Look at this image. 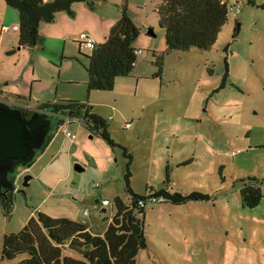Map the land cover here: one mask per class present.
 Masks as SVG:
<instances>
[{"label":"rangeland","instance_id":"obj_1","mask_svg":"<svg viewBox=\"0 0 264 264\" xmlns=\"http://www.w3.org/2000/svg\"><path fill=\"white\" fill-rule=\"evenodd\" d=\"M124 1L96 0L92 8L84 3L121 15ZM225 1L227 20L210 49L164 52L165 30L155 9L160 0H127L126 12L139 29L134 47L143 52L109 90L87 92L82 74L90 50L82 47L80 53L75 41L66 39L65 55L53 36L31 48L10 46L11 35L1 43L8 47L0 49V68L10 84L26 82V97L32 93L28 106L36 109L37 100L52 97L77 100L107 121L111 138L131 155L133 192L149 196L172 188L209 195L207 200L148 205L147 247L138 252L136 264H264V0ZM235 22L239 29L233 37ZM46 121V138H52L35 151L31 165L14 169L10 214L0 203V264H24L26 253L2 257V237L19 231L39 212L82 221L101 234L115 197L131 200L121 148L110 147L78 118L65 123L69 138L53 115ZM24 175L31 176L27 186L22 185ZM251 177L263 197L258 206L247 208L239 188Z\"/></svg>","mask_w":264,"mask_h":264},{"label":"trees","instance_id":"obj_2","mask_svg":"<svg viewBox=\"0 0 264 264\" xmlns=\"http://www.w3.org/2000/svg\"><path fill=\"white\" fill-rule=\"evenodd\" d=\"M4 1L18 12L17 49L35 46L41 38L39 23L53 21L56 12L63 10L73 16L71 6L74 2H85L90 8L96 2V0ZM243 1L256 4L255 0ZM262 6L264 7V3ZM121 8L120 18L110 28L105 40L95 44L94 48L85 54L87 92L112 89L114 79L128 75L136 64L138 55L134 53L137 48L133 42L139 29L126 12L127 0ZM155 9L159 23L165 30L164 52L187 50L190 47L210 49L217 41L228 14V5L223 0H160ZM238 29L239 23L235 22L233 37L237 35ZM78 50L81 53L80 49ZM225 75L221 87L224 86ZM53 100L40 103L36 109H48L50 115L56 119L57 128H61L68 118L71 120L78 118L82 124L102 137L110 147L122 149L123 155L127 158L123 177L131 200L126 203L122 198L115 197L113 214L102 234L92 233L82 221L67 217L54 218L39 212L36 218H29L19 231L3 235L2 257L11 260L18 254L26 253L27 257L21 260L24 264H136L138 252L147 247L144 232L146 207H139L138 201L148 196L133 192L129 186L130 153L111 138L107 122L93 112L88 103L61 98ZM33 111L25 107L22 109L25 118ZM52 136L48 135L40 151L45 148ZM31 163L32 161L27 166ZM15 178V175L10 176L13 184ZM250 179V182L239 188V196L242 206L254 208L260 203L263 193L256 178ZM168 181L166 175L165 182ZM13 191L5 194L1 190L0 193V203L7 214L11 212ZM149 196H163L165 198L163 202L170 201L174 204L209 198L208 194L198 191L182 194L178 191L169 192L164 188L154 191Z\"/></svg>","mask_w":264,"mask_h":264},{"label":"crops","instance_id":"obj_3","mask_svg":"<svg viewBox=\"0 0 264 264\" xmlns=\"http://www.w3.org/2000/svg\"><path fill=\"white\" fill-rule=\"evenodd\" d=\"M225 2L227 3V1ZM71 7H72V10L74 11L73 17H71L66 11H63V10L58 11L55 13V18L53 21L40 22L38 26L39 33L41 34V38H40L41 42L42 41L47 42V37L53 36L56 39V41H60L61 43L60 51H62L64 55H65V49H66V44H67L66 39H69L74 42L79 37V34L87 33L86 36L88 39L92 40L95 44L101 43L105 40V37L108 35L109 30L113 26V24L120 18V14L118 12L108 14L104 11L99 12L94 9L91 10L82 1L74 2ZM0 19H1L0 22L2 23L0 26V49H3V48L6 49V47L8 46L6 45L1 46V43L3 41H6V38H5L6 35H11L12 38H14L11 41L10 46H12L14 42L17 43V39H18V29L17 28H18L19 17H18L17 10L9 6L4 0H0ZM23 48H26V47H22V49ZM8 54H11V53H8ZM60 56L66 57V56H63V54L61 53H60ZM50 59L53 60V58L51 57ZM82 76H83V80L87 79L86 70L83 72ZM8 77H9V74H7V72L3 73L0 68V99L12 105H16L19 107H26L27 109H30V110H35L33 107H30L27 104V102L31 98L32 93L30 91L29 98L26 97L27 92H26V89H24L23 87L25 86L26 82L23 81L22 85L10 84ZM23 78L27 79L26 77H23ZM32 82H33V79L30 80V84H29L32 86L31 90H33ZM7 85H10V86L7 87ZM53 99H56V98L54 97H52L51 99L47 98L46 101H50ZM37 101H38L37 106L40 103L46 102V101H39V100ZM95 113L99 114L98 112H95ZM159 189H162V188H159ZM164 189L169 192H174L172 188H164Z\"/></svg>","mask_w":264,"mask_h":264},{"label":"water","instance_id":"obj_4","mask_svg":"<svg viewBox=\"0 0 264 264\" xmlns=\"http://www.w3.org/2000/svg\"><path fill=\"white\" fill-rule=\"evenodd\" d=\"M48 115V109H36L25 118L21 107L0 100V193L1 188L14 190L10 179L14 169L19 164L30 163L35 151L42 148L46 141ZM75 168L82 170L78 164ZM30 178V175H24L22 185L27 186ZM106 211L105 207L100 209L101 213ZM106 219L107 216L103 218Z\"/></svg>","mask_w":264,"mask_h":264},{"label":"built area","instance_id":"obj_5","mask_svg":"<svg viewBox=\"0 0 264 264\" xmlns=\"http://www.w3.org/2000/svg\"><path fill=\"white\" fill-rule=\"evenodd\" d=\"M75 42H76L79 49H82V47H84L87 50H91L95 46V43L92 40L88 39L85 33L79 34V37L75 40ZM141 52H142V49H140V48L139 49L137 48L136 50H134V53L137 55H140ZM53 101H56V99H54ZM22 108H24V107H22ZM70 121H72V120L70 118H68L65 120V123L66 122L69 123ZM60 129L62 130L63 134L66 137L69 138L71 136V133L67 129V124H64ZM164 200H165V198L163 196H160V197L148 196L146 199H140L138 201V204H139L138 206L139 207H147V205L148 204L150 205V203L154 204L156 202H160V201H164ZM101 204L107 206L109 204V202H108V200L103 199L101 201ZM84 214H86V211H84Z\"/></svg>","mask_w":264,"mask_h":264},{"label":"flooded vegetation","instance_id":"obj_6","mask_svg":"<svg viewBox=\"0 0 264 264\" xmlns=\"http://www.w3.org/2000/svg\"><path fill=\"white\" fill-rule=\"evenodd\" d=\"M36 110V109H35ZM15 189V188H14ZM1 190L5 193V194H7V193H9L11 190H9V189H7V188H1Z\"/></svg>","mask_w":264,"mask_h":264},{"label":"clouds","instance_id":"obj_7","mask_svg":"<svg viewBox=\"0 0 264 264\" xmlns=\"http://www.w3.org/2000/svg\"><path fill=\"white\" fill-rule=\"evenodd\" d=\"M22 108V107H21ZM26 108V107H25ZM23 109V108H22Z\"/></svg>","mask_w":264,"mask_h":264}]
</instances>
